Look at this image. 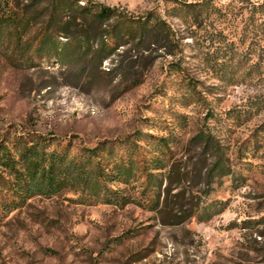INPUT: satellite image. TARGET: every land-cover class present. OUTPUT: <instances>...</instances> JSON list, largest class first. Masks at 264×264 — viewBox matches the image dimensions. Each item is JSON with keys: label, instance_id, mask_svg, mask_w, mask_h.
Instances as JSON below:
<instances>
[{"label": "rangeland", "instance_id": "obj_1", "mask_svg": "<svg viewBox=\"0 0 264 264\" xmlns=\"http://www.w3.org/2000/svg\"><path fill=\"white\" fill-rule=\"evenodd\" d=\"M92 2L158 16L169 37L59 61L33 54L32 21L22 58L0 44V144L44 136L106 156L121 141L171 137L149 170L158 196L141 193L140 173L107 183L128 198L122 208L66 192L3 212L0 190V264H264V0ZM201 132L220 146L222 169Z\"/></svg>", "mask_w": 264, "mask_h": 264}, {"label": "trees", "instance_id": "obj_2", "mask_svg": "<svg viewBox=\"0 0 264 264\" xmlns=\"http://www.w3.org/2000/svg\"><path fill=\"white\" fill-rule=\"evenodd\" d=\"M25 1L19 8L11 5V0H0V44L20 58L27 52L21 42L34 20L39 21V27L32 38L33 54L37 56L45 48L59 61L74 57L99 59L117 40L141 42L158 33L169 37L166 23L155 15L133 17L92 0ZM32 10L36 11L28 17ZM58 37L65 42L60 43ZM148 137L144 147L127 140L121 141L120 150L109 146L106 156L97 148L73 152L69 144H55V140L44 136L21 138L11 146L0 144V190L9 199L3 204V212L34 196L52 198L66 192L79 193L81 201L90 205L122 208L128 198L107 183L130 185L137 173L144 176L141 193L158 196L154 190L161 183L149 170L161 167L174 140ZM198 137L217 155L216 168L222 169L220 146L210 134L201 132ZM152 202V206L157 204Z\"/></svg>", "mask_w": 264, "mask_h": 264}]
</instances>
